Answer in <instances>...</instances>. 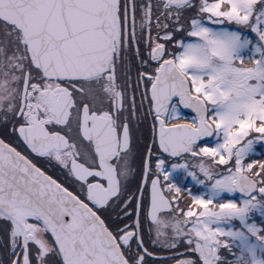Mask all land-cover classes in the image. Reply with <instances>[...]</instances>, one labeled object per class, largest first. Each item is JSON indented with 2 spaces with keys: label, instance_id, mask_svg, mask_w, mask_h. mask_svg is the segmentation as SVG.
Listing matches in <instances>:
<instances>
[{
  "label": "snow or ice",
  "instance_id": "obj_1",
  "mask_svg": "<svg viewBox=\"0 0 264 264\" xmlns=\"http://www.w3.org/2000/svg\"><path fill=\"white\" fill-rule=\"evenodd\" d=\"M0 264H264V0H0Z\"/></svg>",
  "mask_w": 264,
  "mask_h": 264
}]
</instances>
